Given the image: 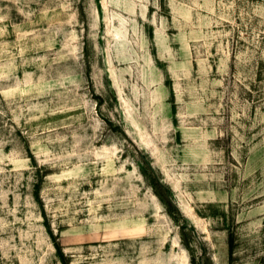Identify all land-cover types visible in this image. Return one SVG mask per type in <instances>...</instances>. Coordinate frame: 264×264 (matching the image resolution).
I'll use <instances>...</instances> for the list:
<instances>
[{"label": "rangeland", "instance_id": "374dc122", "mask_svg": "<svg viewBox=\"0 0 264 264\" xmlns=\"http://www.w3.org/2000/svg\"><path fill=\"white\" fill-rule=\"evenodd\" d=\"M0 264H264V0H0Z\"/></svg>", "mask_w": 264, "mask_h": 264}]
</instances>
